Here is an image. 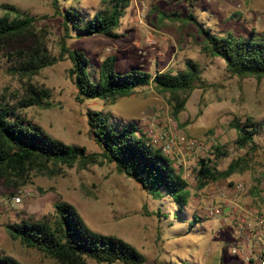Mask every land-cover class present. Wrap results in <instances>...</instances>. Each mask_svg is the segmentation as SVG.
I'll list each match as a JSON object with an SVG mask.
<instances>
[{
	"label": "rangeland",
	"instance_id": "obj_1",
	"mask_svg": "<svg viewBox=\"0 0 264 264\" xmlns=\"http://www.w3.org/2000/svg\"><path fill=\"white\" fill-rule=\"evenodd\" d=\"M148 1L145 23L138 25L131 18L142 0H132L116 30L117 37L80 35L71 25L67 32L70 37L66 35L64 12L72 9L82 13L85 24L98 10L105 9L104 0H0V5H14L23 13L37 16L36 31L43 35L52 55L60 56L64 40L70 49L84 51L91 60L89 72L94 81L100 77L101 63L112 55L119 73L145 70V54L157 57L163 52L166 57L176 49L179 59L174 63L165 68L157 63L147 71L155 74L164 68L175 74L186 70L188 58L200 64L199 87L191 93L185 109L174 117L187 160L184 177L191 191L189 204L181 207L167 192L150 194L140 183L119 173L114 163L85 169L64 167L62 174L54 176L34 174L31 183L23 187L31 192L23 203L0 206V254L12 255L25 264H62L12 239L5 225L28 218L53 221L55 203L67 201L94 230L122 237L136 246L147 257L144 264H248L235 252L233 226L225 225L223 217L206 215V203L197 187V169L201 158H212L220 171L239 161L237 172L211 185L243 184L237 199L264 213V78L232 75L222 58L202 53L204 36L199 29L221 36L232 34L238 39H264V0H194L195 5L191 0ZM189 14L195 20L188 19ZM142 36L152 37L146 39L148 46H142ZM34 44L33 37H22L0 51V98L16 103L25 95L28 83L49 88L53 105L29 107L23 114L53 137L84 146L90 153L100 152L88 123L89 110L101 112L119 127L137 123L145 133L148 120L173 115L170 95L157 92L153 86H139L131 96L114 101L86 99L78 103V89L69 72L72 62L67 55L34 76L22 75L7 54L13 53L16 59L14 51ZM248 118L260 123L261 129L254 142L243 147L237 144L238 132L230 123ZM190 139L197 141L193 148L185 145ZM215 146L220 147L219 152H215ZM169 156L179 158L180 152L175 150ZM0 192H4L1 185ZM86 264L108 263L87 259Z\"/></svg>",
	"mask_w": 264,
	"mask_h": 264
},
{
	"label": "trees",
	"instance_id": "obj_2",
	"mask_svg": "<svg viewBox=\"0 0 264 264\" xmlns=\"http://www.w3.org/2000/svg\"><path fill=\"white\" fill-rule=\"evenodd\" d=\"M105 9L98 10L91 20L83 23L82 13L68 9L64 12L65 29L71 27L80 35H104L117 37L121 18L132 0H104ZM188 19L195 20L193 14ZM163 18V16L161 17ZM38 17L21 12L14 5H0V51L12 47L19 38H34L35 44L7 55L17 72L34 76L46 67L67 57L72 62L69 72L77 86L76 101L86 99L114 101L135 93L139 86H153L162 94H169L172 113L176 118L185 109L191 93L198 88L202 69L198 62L188 58L186 70L172 73L169 70L155 74L144 69H132L125 73L117 71V59L108 56L101 63L100 77L91 78V60L81 50L70 49L64 40L60 56L48 50L43 35L36 31ZM204 36L201 52L222 58L232 75L240 78H264V39H238L232 34H213L200 28ZM255 33V32H254ZM52 92L49 88L33 83L26 86L25 95L13 103L0 98V185L7 196L15 195L32 181L34 174L59 175L64 167L85 169L90 165L114 163L119 173L134 179L150 194L161 196L169 193L181 206H187L191 191L184 177V168L177 156L170 157L149 139L137 123L119 127L101 112L89 110L88 123L100 152H88L86 147L69 144L53 137L42 126L32 122L23 110L33 106L50 108ZM230 126L237 130V144L246 146L254 142L261 124L251 118L245 122L234 119ZM220 147L215 146V152ZM219 153H217L218 155ZM240 169V162L233 161L226 170L216 169L212 158H201L197 169V187L206 189L221 179H227ZM56 217L22 219L7 223L5 229L14 240L28 248H36L62 264H86L87 259L98 263L144 264L147 257L136 246L122 237L94 230L85 221L77 207L67 201L55 203ZM0 264H25L16 257L0 254ZM177 264V263H173Z\"/></svg>",
	"mask_w": 264,
	"mask_h": 264
},
{
	"label": "built area",
	"instance_id": "obj_3",
	"mask_svg": "<svg viewBox=\"0 0 264 264\" xmlns=\"http://www.w3.org/2000/svg\"><path fill=\"white\" fill-rule=\"evenodd\" d=\"M148 7L146 2L137 4L131 21L138 25L144 24ZM148 123L146 136L159 146L167 156L175 150L179 151L178 164L186 170L187 160L185 153L181 150V138L176 131L174 116L170 114L162 118L159 116L148 120ZM196 143V140L190 139L185 145L193 148L197 145ZM199 145V147H203L202 144ZM242 189L243 184H236L235 186L216 184L202 189L199 191V195L206 203L207 216L210 218L223 217L225 225L233 226L236 241L235 252L238 256L248 264H264V213L242 204L237 199ZM30 194L31 192L27 188H21L12 196L0 192V206L21 204Z\"/></svg>",
	"mask_w": 264,
	"mask_h": 264
},
{
	"label": "crops",
	"instance_id": "obj_4",
	"mask_svg": "<svg viewBox=\"0 0 264 264\" xmlns=\"http://www.w3.org/2000/svg\"><path fill=\"white\" fill-rule=\"evenodd\" d=\"M194 0H191V2L193 3V5H195L196 4V2H193ZM199 1V0H198ZM142 2H146V0H142ZM148 5H149V1L147 0V2H146ZM132 9H133V6H132ZM161 38H164V37H161ZM146 39H152V37L150 36V37H148V38H146V37H144V36H142V46L143 45H147L148 46V44L146 43ZM158 40V39H157ZM159 41V40H158ZM151 42L153 43V41L151 40ZM164 45V44H163ZM178 54H179V50L178 49H176V51H173L172 50V52L171 53H167L165 56L166 57H163V52L162 53H158V56L156 57V56H154V57H152L151 56V54L148 56L147 54H145V55H147V56H142V61H145V63H147V68L145 69V70H149L148 68L149 67H152L153 65L155 66V65H160V66H165V67H167V66H169L170 64H172V63H174V61H176L177 60V58L179 59V57H177L178 56ZM159 61V62H158ZM158 63V64H157ZM164 67V68H165ZM163 68V69H164ZM163 69H161V70H159V71H163Z\"/></svg>",
	"mask_w": 264,
	"mask_h": 264
}]
</instances>
